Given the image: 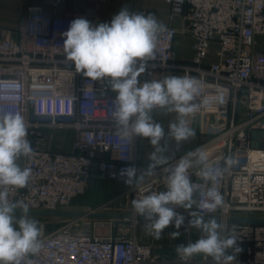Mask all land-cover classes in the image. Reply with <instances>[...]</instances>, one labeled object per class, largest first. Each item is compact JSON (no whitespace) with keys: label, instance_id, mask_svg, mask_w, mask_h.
<instances>
[{"label":"built area","instance_id":"built-area-1","mask_svg":"<svg viewBox=\"0 0 264 264\" xmlns=\"http://www.w3.org/2000/svg\"><path fill=\"white\" fill-rule=\"evenodd\" d=\"M49 2L50 12L43 5L31 7L17 28L0 26V117L21 114L33 149L19 163L31 169L27 186L9 188L8 198L26 203L29 210L68 208L87 192L97 164L100 178L123 187L89 211L132 217H70L52 232L41 225V251L21 264H184L176 247L152 238L143 241L138 234L136 227L145 221L138 218L132 201L148 194L145 188L164 191L167 173L158 168L134 189L124 183L125 168L147 167L137 156L140 138L129 141L118 134L110 86L84 77L66 59L62 34L77 17L56 11L66 0ZM87 13L94 17L95 10ZM177 18L182 25L166 26L140 80L180 72L201 83V96L224 95V103L186 117L205 140L170 164L197 149L207 153L218 172L225 167V157L235 159L215 182L225 204L209 215L237 237L242 251L234 264H264V224L229 222L232 217H264V52L256 48L264 36V0H172V22ZM180 31L195 39L190 63L175 61ZM213 41L219 43V60L207 62ZM254 130L259 131L256 138ZM67 132L74 134L70 152L54 143ZM189 176L195 197L202 200L201 193L212 182L201 179L195 169ZM177 211L188 214L183 208ZM147 235L154 237L149 231ZM187 264L212 261L200 254Z\"/></svg>","mask_w":264,"mask_h":264},{"label":"clouds","instance_id":"clouds-1","mask_svg":"<svg viewBox=\"0 0 264 264\" xmlns=\"http://www.w3.org/2000/svg\"><path fill=\"white\" fill-rule=\"evenodd\" d=\"M165 31L166 25L154 15L130 12L122 7L109 22L94 25L83 17L71 21L62 34L63 49L78 73L93 81L106 82L115 93L118 134L129 141L148 139L154 147L146 168L138 169L134 165L125 168L124 183L134 189L158 168L167 173L164 191L145 188L148 194L132 201L136 214L145 221V228L157 239L170 226L175 229L169 234L172 239L180 236L182 227L195 228L200 232L199 238L179 244L175 249L184 264L200 254L211 258L212 264H234L242 251L238 239L228 232L223 221L209 214L225 204L215 182L236 163L235 159L225 157V167L218 172L207 153L197 149L170 164L165 155L168 146L162 143L165 130L153 118L156 109L175 112L177 118L169 124L167 136L179 144L195 136L186 117L201 108L224 103L225 97L222 94L201 96L203 86L189 75L140 80L148 61L155 58L158 38ZM27 135L21 114L0 117V264H21L29 255L39 253L43 246L39 222L31 218L29 206L8 198L9 188L26 187L31 176V169L22 168L18 163L21 157L33 152ZM190 169H195L201 179L212 182L201 193L202 200L194 195ZM180 208L188 213L187 217L177 211Z\"/></svg>","mask_w":264,"mask_h":264},{"label":"crops","instance_id":"crops-1","mask_svg":"<svg viewBox=\"0 0 264 264\" xmlns=\"http://www.w3.org/2000/svg\"><path fill=\"white\" fill-rule=\"evenodd\" d=\"M171 1L172 0H106L102 2L97 0H66L64 4L57 7L56 11L60 13L70 12L77 18H86L95 25L102 22H109L112 15L122 7H126L130 12L138 13L140 11H146L148 14L154 15L159 22L166 26L174 23L180 27L182 22L179 18L172 22ZM49 4V0H0V26L17 28L21 19L28 14L31 7L43 5L45 9L50 12L52 8ZM88 10H95L94 17L88 16ZM258 40L259 43L256 48L264 52V36L259 37ZM175 50L176 62L183 64L190 63L195 55V39L189 33L180 31L177 35ZM218 50L219 43L213 41L206 61H218ZM173 75L182 76L180 72L174 73ZM153 118L156 122L160 123L165 130L166 136L162 143L168 146V151L165 155L169 157V160L205 140V136L195 133L193 138L177 144L172 138L167 136L169 124L176 121L177 114L175 112H167L164 109H156L153 112ZM73 139L74 134L67 132V134L64 133L63 138H56L54 143L58 149L70 152ZM153 151L154 147L149 143L148 139H139L137 156L140 162L148 165L150 163L148 158ZM20 162L21 158L18 160V163ZM93 172L94 174L90 179L87 192L74 200L73 203L76 206L91 208L111 198L122 189L123 186L120 182L100 178L97 164H95ZM161 236L163 235L161 234ZM167 243L171 245L170 241Z\"/></svg>","mask_w":264,"mask_h":264},{"label":"rangeland","instance_id":"rangeland-1","mask_svg":"<svg viewBox=\"0 0 264 264\" xmlns=\"http://www.w3.org/2000/svg\"><path fill=\"white\" fill-rule=\"evenodd\" d=\"M90 209L91 208L76 206L73 203L72 205H70V207L62 209V210L89 211ZM30 216H31V218H33L39 222V227H41V225H44L46 227L47 232H52L56 228L63 226V225H66L69 222V220H71L70 218L58 217V216H34V215H30ZM136 230H137L138 234L141 236L143 241H148L152 238V240H155V239L161 240L162 242H164L167 245L170 244V243H167L170 241L171 242L170 246H173V247H176L179 244L188 243L190 241V239H191V241H195L200 236V232L195 228L185 229L182 227L179 230L181 234L176 239H172L169 235L171 232L175 231V229L172 228L171 226L169 228L164 229V231L162 233L163 236H161L159 239L152 237V236L150 237L149 235H147L148 229L145 230L143 224L138 225L136 227Z\"/></svg>","mask_w":264,"mask_h":264},{"label":"water","instance_id":"water-1","mask_svg":"<svg viewBox=\"0 0 264 264\" xmlns=\"http://www.w3.org/2000/svg\"><path fill=\"white\" fill-rule=\"evenodd\" d=\"M259 135L258 130H254L252 132V137L256 138ZM30 215L34 216H58V217H88V218H98V217H127L131 218L132 215L127 214H118V213H96L92 211H72V210H29ZM19 214V212H17ZM186 217L188 214H184ZM139 219H143L142 217H139ZM207 219V217H206ZM229 222L231 223H248V224H264V217H232L229 219ZM187 223V221H186Z\"/></svg>","mask_w":264,"mask_h":264}]
</instances>
